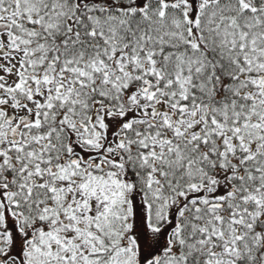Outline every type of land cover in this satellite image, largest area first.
Segmentation results:
<instances>
[{
  "label": "snow or ice",
  "instance_id": "obj_1",
  "mask_svg": "<svg viewBox=\"0 0 264 264\" xmlns=\"http://www.w3.org/2000/svg\"><path fill=\"white\" fill-rule=\"evenodd\" d=\"M0 264H264V0H0Z\"/></svg>",
  "mask_w": 264,
  "mask_h": 264
}]
</instances>
